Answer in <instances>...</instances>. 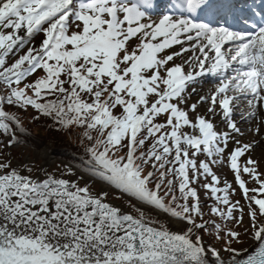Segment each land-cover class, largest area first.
<instances>
[{"label":"snow or ice","instance_id":"snow-or-ice-1","mask_svg":"<svg viewBox=\"0 0 264 264\" xmlns=\"http://www.w3.org/2000/svg\"><path fill=\"white\" fill-rule=\"evenodd\" d=\"M207 77L217 81L210 94L183 107ZM0 83L5 148L26 131L5 105L77 125L95 141L83 171L133 210L81 185L75 167L41 177L0 156V264H264V171L251 155L257 142L236 138L240 122L264 127V0H0ZM205 106L190 119L189 108ZM225 160L245 204L227 179L219 186L211 164ZM202 176L211 177L208 218L192 186ZM245 215L244 235L258 242L246 259L233 246Z\"/></svg>","mask_w":264,"mask_h":264},{"label":"rangeland","instance_id":"rangeland-1","mask_svg":"<svg viewBox=\"0 0 264 264\" xmlns=\"http://www.w3.org/2000/svg\"><path fill=\"white\" fill-rule=\"evenodd\" d=\"M39 37L40 36L35 37V42L37 41V39ZM177 50H178V48H177ZM10 60H12V59L10 58ZM177 62H179V61H177ZM208 84L209 83L207 82V80L203 79V80L199 81L198 84H195L194 87L196 88V91L197 90L198 91H202L205 88H207V86H209ZM195 93H192L191 89H189V91L187 93V95H188V105H185L183 107L187 108L192 103H196L197 102V100L199 98V95H196ZM199 109H200V107H198L197 113H192L190 111V108H189L190 119H192L194 121L196 114H204ZM162 120H163V117L160 118V122H162ZM218 130H224V125L223 124H219V129ZM183 131L192 132V129L189 128V127H185L183 129ZM44 149H48L49 152H50L49 156L50 157L53 156L57 160V162L55 164L49 165V166H47L45 168H44L45 161H46L45 156L44 157H40L37 154V152H40V151H42ZM60 151H61V149L59 147H55L52 143H47V144L41 146L38 149L33 148V147L29 146V145H22V144L5 148L4 147V140H3V142L0 141V156H4V155L9 156L12 159V162H13L14 166H19V165L23 164V165H26L28 167H32L33 168V175H40V174L43 175V172L41 171V169H44V170H46L49 173L55 172V173L59 174V173L64 171V167H65V164H66L67 166L75 167L76 169L80 170L82 173L86 174L87 176H89L91 178H94L91 174L83 171L84 166L83 167L81 166V168H80V167L74 165L73 163L69 162L68 160H66V159L62 158L61 156H59L60 155ZM190 155H191V150H190ZM196 159L198 161H200V160H205V159L210 160L211 158H208L205 153H198L197 156H196ZM243 162H244V159H241L240 163L243 164ZM211 167H212L213 171L215 172V174L221 178V183H220L219 186L222 187L224 180L227 179V181L232 184V187L234 189H236L235 194L232 196V199L233 200H240L241 204H245L246 201L242 198L241 191H240V189L238 188V185L235 182L234 174L231 171L227 160H225L224 163L211 164ZM94 179L96 181L93 182V183H89V182H87L84 179L81 180L80 183H81V185L89 184L94 192L95 191H99L102 188V182L99 181L96 178H94ZM243 179L248 181V185L247 186L249 188L257 186L253 181L249 180V177L247 176V174H244ZM210 181H211V177L210 176L207 177V178L202 176L200 178V180H199V183L192 185V186L197 188L198 194L200 196V200H201V202L203 204H205V213H206L205 218H208V208H210L213 205L214 198L209 199L210 191L204 189L202 187V185L204 183L210 182ZM110 188L111 189H110V191H108L109 196H108L107 199L109 201H114V202L117 201V202H120V203H124V207L123 208L128 209L130 212H132L133 210L131 208H129L127 206V204H126V201H127L128 197L121 195L114 188H112V187H110ZM206 193H207V195H206ZM117 196H120V199H116ZM215 220L218 223H223L220 220L219 217H215ZM248 221H249V218H248L247 215H245L243 227H237L236 228L237 231L241 232L240 242L234 243V245H233L236 248L241 246L244 243V241H245V238H246L247 235H244V229L249 227ZM228 227H232V225L229 224ZM205 241H206V243L213 244V245H215L218 248L221 247L222 244L224 243V241L213 240L210 237H208L207 235L205 236Z\"/></svg>","mask_w":264,"mask_h":264},{"label":"trees","instance_id":"trees-1","mask_svg":"<svg viewBox=\"0 0 264 264\" xmlns=\"http://www.w3.org/2000/svg\"><path fill=\"white\" fill-rule=\"evenodd\" d=\"M43 35L35 42L37 45L42 41ZM26 51V50H25ZM9 64L12 62L10 58L7 61ZM46 73L41 69L38 70L36 74L30 75L25 78V81L20 85L23 87L25 83H30L32 80L44 77ZM64 78V77H61ZM67 87V85H66ZM7 89L6 86L0 83V95H6ZM31 94V93H29ZM54 97H47V99H53ZM88 99L87 96L84 97ZM6 109L9 111H15L16 115L19 116L24 131L23 133L18 132L21 141H24L22 145H29L33 148H40L41 146L52 143L55 147H59L61 149L60 155L62 158L68 160L74 165L81 168L84 166V162L88 159L86 148L90 143H94L95 141L89 142L84 138L83 132L85 129L72 125L70 128H62L59 124L55 123L51 118L43 115H39V113L33 109L32 107H28L24 111H20L17 108H11L5 105ZM115 114H119L122 110L117 108ZM39 116L38 119H34V117ZM91 134L93 137H98V133L94 130H91ZM4 138L0 137V141L3 142ZM124 151H120L117 155H124ZM150 170V168H146L145 171ZM159 175V173H157ZM171 179V175L168 176ZM151 186V185H150ZM177 196H179V192H176ZM163 195V192H161ZM164 222V221H162Z\"/></svg>","mask_w":264,"mask_h":264},{"label":"bare ground","instance_id":"bare-ground-1","mask_svg":"<svg viewBox=\"0 0 264 264\" xmlns=\"http://www.w3.org/2000/svg\"><path fill=\"white\" fill-rule=\"evenodd\" d=\"M216 84V83H215ZM214 85H212L211 87L209 88H205L204 90L202 91H196V95H209L211 90L214 88ZM241 107L242 108H245L246 109V103H244L243 101L241 102ZM205 107H200V111L202 113L205 112ZM237 120L239 121V117H237ZM215 121L219 124V121H220V117H216ZM256 123H258V121H252V122H240L238 124L239 127H241V130L242 132L244 133L243 136H236L237 139H240L243 143H249V142H252V141H256L257 142V145L258 146H254V150L251 152V155H252V158L253 159H257L260 161V170L261 171H264V155H262V151H264V127H262V130L259 134L255 133L254 131H250L249 129L251 128H254ZM234 147L233 144H229V148H232ZM38 156L40 157H44L45 156V165H44V168L49 166V165H53L57 162L56 158L55 157H50V152L48 149H44L40 152H37ZM241 159H244L243 157ZM66 165V164H65ZM39 176H43L42 174H40ZM83 176H84V180H86L87 182L89 183H93L95 182L96 180L94 178H91L89 176H87L86 174L83 173ZM103 189L105 191H110V187L107 186V185H102ZM112 202L113 204L117 205V206H121L122 208L124 207V203H120V202H117V201H110ZM123 210L125 211H128L130 212L128 209H125L123 208ZM258 245V242L255 241L251 235H247L246 238H245V241L244 243L239 246L237 249H241L243 248L245 251H242L241 252V256L245 253H247L249 250H251L252 248L256 247Z\"/></svg>","mask_w":264,"mask_h":264}]
</instances>
